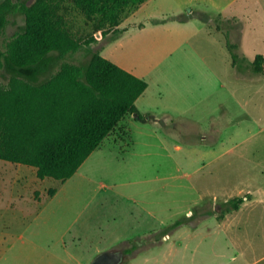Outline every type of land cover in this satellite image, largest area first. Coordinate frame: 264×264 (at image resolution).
<instances>
[{
	"label": "rangeland",
	"instance_id": "obj_1",
	"mask_svg": "<svg viewBox=\"0 0 264 264\" xmlns=\"http://www.w3.org/2000/svg\"><path fill=\"white\" fill-rule=\"evenodd\" d=\"M21 2L0 0V52L25 25L16 11ZM135 8L126 9L124 20ZM57 13L81 41L104 31L100 16L88 18L73 0L61 3ZM204 15L209 31L225 37L226 18ZM132 21L136 25L119 40L100 38L66 60L80 64L101 52L125 69L147 74L151 91L163 85L160 67L174 72L187 66L186 78L201 66L161 61L160 49L150 42L156 34L140 32V15ZM255 48L264 52L262 45ZM206 50L212 52L209 59L216 56L208 63L219 67L226 88L212 75L213 92L195 109L172 118L156 110L150 121L130 124V133L115 130L120 151L97 150L69 180L42 179L34 167L0 160V264H91L106 251H120L125 260L132 256L125 264H264V203H251L247 189L264 186V71L250 65L254 51L235 72L220 42ZM7 76L1 69L0 82L7 84ZM163 89L174 104L188 92L176 83ZM249 129L253 134L247 137ZM236 199L237 209L220 211L219 204ZM239 214L247 215L236 227ZM181 219L182 225L165 233ZM225 220L233 227L220 242L215 227Z\"/></svg>",
	"mask_w": 264,
	"mask_h": 264
},
{
	"label": "trees",
	"instance_id": "obj_2",
	"mask_svg": "<svg viewBox=\"0 0 264 264\" xmlns=\"http://www.w3.org/2000/svg\"><path fill=\"white\" fill-rule=\"evenodd\" d=\"M29 1L16 10L25 25L0 52V70L8 75L7 84L0 82V160L34 167L42 179L66 181L128 113L138 112L135 102L148 87L101 52L80 64L66 58L100 38L118 37L126 9L150 0H73L88 18L100 16L104 31L90 41L74 37L57 13L67 0ZM227 47L236 67L248 63L237 44L228 40ZM263 64L261 54L250 63L256 72L264 71ZM240 203L229 200L218 207L225 213Z\"/></svg>",
	"mask_w": 264,
	"mask_h": 264
},
{
	"label": "crops",
	"instance_id": "obj_3",
	"mask_svg": "<svg viewBox=\"0 0 264 264\" xmlns=\"http://www.w3.org/2000/svg\"><path fill=\"white\" fill-rule=\"evenodd\" d=\"M207 12L218 13V15L226 18V22L230 28L226 31L225 37L219 32L212 33L209 31L210 22H208L204 15ZM139 15L143 18V22L139 25L140 32L148 35H151L150 33L156 34L155 40L150 42L156 43L157 47L160 49L161 52L159 53L161 54L158 58L161 61L172 59L180 61L186 60L187 63L196 65L200 63L201 66L198 65L197 68H193L189 74H187L186 78H184L183 72L184 70H188L187 66H185L186 69L183 71L181 67V70L179 69V71L174 72H171L172 70H169L168 67H160L157 76L158 82L161 81L163 85H156L153 91H151L150 84L147 82V74L145 77L133 72V70L125 69L121 66L148 83L145 92L135 102V107L138 112L128 113L115 128V130L121 132L125 131L130 133V124H133L138 119L144 122H147L149 119L151 120L152 117H155L154 113L156 110H161L162 113H166L172 118L179 115V113L189 112L195 109L203 99L212 94V85L215 82L212 75L215 76L216 80L219 82V87L226 88V85L222 83L221 74H219L221 70L219 67L217 68L218 70L212 69L211 65L208 63V60L216 57L213 55L209 59L212 52L206 49L210 47V44L220 42L223 45V54L229 56L230 65L235 72L238 71H236V66L233 64L231 53L227 47L228 40L238 45V52L242 57H246L251 51H254L253 54L256 55L254 56L256 58L260 54H258V48L256 49L255 46H264V0H150L134 12L129 19L121 23V33L118 37L108 35L112 37V41L119 40L127 34L129 30H132L133 28L131 27L136 25V23L132 21L133 17ZM234 36L236 37L233 39ZM245 44L249 47H247V45L245 46ZM251 44L252 46H250ZM261 55L264 57V52H261ZM254 60H251V62ZM208 73L209 76H207ZM174 83L183 85L185 90L188 91L187 94L183 96L182 102L180 101V94L176 96V104L169 100L171 93L163 89L165 86H170ZM152 100H155L154 105L149 103ZM248 119L250 121L255 120L251 115H248ZM115 130L105 138L97 150L107 146L120 151L121 147L118 145L122 142V139L120 140L115 134ZM252 130L253 129L248 130L249 134L247 137L253 134ZM87 160L85 162H87ZM247 189H251L252 192L251 203H264L263 185L250 184L247 186ZM245 215L247 214L238 215V221L235 223L236 227L241 223V221H239L240 217H244ZM227 216L229 215L226 214L224 219L230 218ZM232 227L233 225L227 224L226 220L225 223L222 222L218 224V227H215V229L218 228L216 234L219 236L220 242L225 241L222 236L223 234L226 236L229 235L228 232ZM153 233H139V235L135 237H147V235ZM215 244L217 245V242H214L213 245ZM150 247L148 248L147 246V250L151 251ZM155 247L158 246L155 245ZM141 250L142 247L138 249L139 253H141ZM124 257L125 255L123 254L118 264H125L132 258V256H129L125 260Z\"/></svg>",
	"mask_w": 264,
	"mask_h": 264
},
{
	"label": "water",
	"instance_id": "obj_4",
	"mask_svg": "<svg viewBox=\"0 0 264 264\" xmlns=\"http://www.w3.org/2000/svg\"><path fill=\"white\" fill-rule=\"evenodd\" d=\"M120 260H121L120 256H116V255L110 256L108 252H105L99 255L97 258H95L91 264H118Z\"/></svg>",
	"mask_w": 264,
	"mask_h": 264
},
{
	"label": "flooded vegetation",
	"instance_id": "obj_5",
	"mask_svg": "<svg viewBox=\"0 0 264 264\" xmlns=\"http://www.w3.org/2000/svg\"><path fill=\"white\" fill-rule=\"evenodd\" d=\"M106 252H108L109 254H110V256L111 255H116V256H120L121 258H122V256H123V253H121L120 251H106Z\"/></svg>",
	"mask_w": 264,
	"mask_h": 264
}]
</instances>
